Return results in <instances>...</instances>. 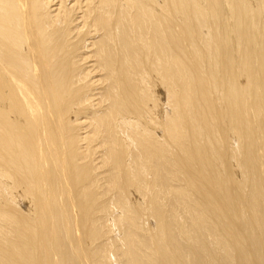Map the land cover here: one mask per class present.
I'll return each instance as SVG.
<instances>
[{"label": "bare ground", "instance_id": "bare-ground-1", "mask_svg": "<svg viewBox=\"0 0 264 264\" xmlns=\"http://www.w3.org/2000/svg\"><path fill=\"white\" fill-rule=\"evenodd\" d=\"M0 264H264V0H0Z\"/></svg>", "mask_w": 264, "mask_h": 264}]
</instances>
